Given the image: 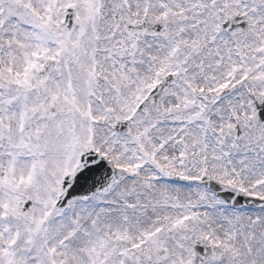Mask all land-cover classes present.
Segmentation results:
<instances>
[{
    "label": "snow or ice",
    "instance_id": "snow-or-ice-1",
    "mask_svg": "<svg viewBox=\"0 0 264 264\" xmlns=\"http://www.w3.org/2000/svg\"><path fill=\"white\" fill-rule=\"evenodd\" d=\"M0 264H264V0H0Z\"/></svg>",
    "mask_w": 264,
    "mask_h": 264
}]
</instances>
